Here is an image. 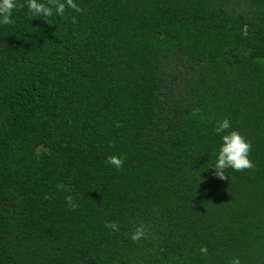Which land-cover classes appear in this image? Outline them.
<instances>
[{
    "label": "trees",
    "instance_id": "16d2710c",
    "mask_svg": "<svg viewBox=\"0 0 264 264\" xmlns=\"http://www.w3.org/2000/svg\"><path fill=\"white\" fill-rule=\"evenodd\" d=\"M16 2L0 24V264H264V0H74L52 17ZM233 130L254 167L221 180Z\"/></svg>",
    "mask_w": 264,
    "mask_h": 264
},
{
    "label": "clouds",
    "instance_id": "9594fccd",
    "mask_svg": "<svg viewBox=\"0 0 264 264\" xmlns=\"http://www.w3.org/2000/svg\"><path fill=\"white\" fill-rule=\"evenodd\" d=\"M18 7L23 8L24 5H18L16 0H0V24H13V12ZM27 8L33 17H52L53 15L63 16L66 8H71L76 12L82 11L74 0H45V2H41V0H27ZM73 22H76L75 17H73ZM230 127V121L228 119H223L222 121L216 122L215 132L217 134L224 133ZM222 141L223 143L219 149L216 162L214 166L211 167L215 170L216 177L225 180L228 179V176L225 174L226 169L241 172L254 167L253 162L249 158L252 145L238 131L233 130L223 135ZM123 163L124 160L115 155L109 156L106 159V164L116 169L122 168ZM65 199L71 210H75L78 207V205L74 203L72 196H67ZM105 227L111 229L113 232L119 231L118 224L112 221L105 222ZM146 235V226L141 224L130 234V239L133 242H139L146 238ZM200 252L202 255H207V247L202 246ZM229 264H240V258L233 257Z\"/></svg>",
    "mask_w": 264,
    "mask_h": 264
}]
</instances>
